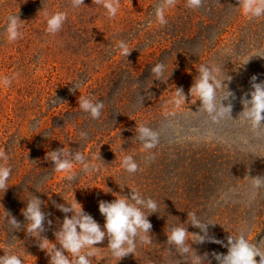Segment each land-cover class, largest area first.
Instances as JSON below:
<instances>
[{
	"label": "rangeland",
	"instance_id": "374dc122",
	"mask_svg": "<svg viewBox=\"0 0 264 264\" xmlns=\"http://www.w3.org/2000/svg\"><path fill=\"white\" fill-rule=\"evenodd\" d=\"M159 2L120 0L110 19L92 0L77 9L71 0H0V77L18 74L9 87H0V148L9 157L0 164L12 169L8 189L0 190V256L10 252L24 264H49L39 238L12 231L5 221L6 211L23 225L21 209L32 195L44 202L42 210L52 221H45L41 237L56 243L54 232L65 214L53 202L76 200L103 230L99 201L130 198L131 188L158 205L148 216L152 242L137 241L134 254L117 261L106 238L95 245L92 264H191V254L181 255L167 243L170 228L184 224L188 212L213 224L209 236L225 244L229 235L243 233L264 249V188H253L251 180L264 176V126L252 129L241 113L250 78L264 81V16H245L238 0H204L198 9L176 0L165 12L167 24L160 25L154 14ZM56 11L66 12L67 20L51 35L45 13ZM10 14L24 21L23 36L15 42L5 31ZM121 40L133 49L127 58L116 47ZM157 63L165 65L164 82L151 74ZM202 64L218 67L222 80L231 77L225 84L235 99L222 101L231 102V116L218 122L189 95ZM176 88L186 96L179 106ZM80 95L104 103L98 120L79 108ZM224 95L218 92V103ZM140 124L158 133L150 152L136 139ZM63 147L89 159L100 154L94 161L98 170L85 174L74 164L76 178L66 180L44 159ZM125 155L139 165L136 173L122 169ZM183 226L196 254L207 253L205 264H218L213 252L227 254L221 244L191 242V233L200 230Z\"/></svg>",
	"mask_w": 264,
	"mask_h": 264
},
{
	"label": "clouds",
	"instance_id": "9594fccd",
	"mask_svg": "<svg viewBox=\"0 0 264 264\" xmlns=\"http://www.w3.org/2000/svg\"><path fill=\"white\" fill-rule=\"evenodd\" d=\"M204 0H187V7L198 9L203 5ZM92 3L102 6L107 16L114 18L120 7V0H92ZM176 0H160L155 6V19L160 25L167 24L165 12L167 9L174 7ZM84 4V0H71L73 9L79 8ZM238 7L242 9L245 16L251 18H259L264 16V0H238ZM46 17V32L55 35L58 33L67 20V13L56 11ZM23 22L18 14H10L7 17L6 35L9 42H15L22 38L21 31ZM116 47L119 49L120 55L127 58L133 49L128 47L124 41H118ZM165 65L157 63L151 68V74L155 79L164 82ZM16 75L9 77L7 75L0 77V87H9ZM220 69L215 66L202 64L198 69V75L194 78V83L189 89V95L195 97L201 102V107L209 115L213 122H218L226 114L231 116L232 104L229 102L226 106L222 101L235 99L233 92L227 89L226 80H231L228 76L226 80L219 78ZM257 76L250 78L251 91L241 98L243 111L241 112L244 119L249 122L254 130L261 129L264 126V81L256 82ZM77 87L70 88L75 92ZM218 92H224L223 98L218 101ZM250 96V99L247 98ZM175 104L179 106L185 103L186 96L182 88H176ZM195 100V102H196ZM143 97L141 96V102ZM78 106L84 112L90 114L91 118L98 120L101 116L104 103L102 101L94 102L93 99L79 96ZM136 139L142 143V149L150 152L159 143V136L152 128L140 124L135 128ZM87 133L81 132L82 139H87ZM8 154L0 148V160L8 161ZM45 160L51 161L54 165L53 170L65 174V179L74 181L76 173L74 172V164L81 166V171L85 174H91L98 170V165L94 163L96 159H101L100 154L87 158L80 151H72L70 149L57 148L46 153ZM121 167L129 174L138 171L139 165L133 156L125 155L121 161ZM12 169L5 164H0V190L8 189V180ZM252 186L255 189L264 188V176L251 177ZM111 191V190H110ZM130 198L126 196L115 195L116 198L111 202L99 201V212L104 217L103 230L101 225L87 212L76 200L74 203L55 204L54 206L64 213L62 223L59 229L54 232L56 243L50 242L46 237H41V233L45 232V221L49 225L51 220L47 219L46 213L42 210L44 202L35 195H32L21 209V214L25 219L22 225L10 212L5 211V221L12 231H20L23 229L28 236L39 238V247L49 256V264H92L91 258L97 256L99 247L95 245L101 244L106 238L108 240L107 248L111 255L117 261L129 254H134L137 241L142 244H150L152 224L148 216L158 212V205L152 198H144L141 193L131 188ZM71 213L69 217L67 214ZM198 228L201 234L191 233L194 239L191 242L202 244L206 241L221 244L227 248V254L212 253L218 264H264V249L261 243L250 242L243 233L227 237L225 244L221 240L209 236L208 228L210 223L202 222L195 212L187 213V221L184 223ZM184 224L172 226L167 234V243L172 246L176 252L181 255L188 256L191 254V264H205L207 253L202 257L196 254L189 241V232ZM59 245V247L57 246ZM71 257V258H70ZM256 257H259L257 261ZM0 264H24L21 257L13 253H5L0 256ZM207 264H211L208 261Z\"/></svg>",
	"mask_w": 264,
	"mask_h": 264
}]
</instances>
